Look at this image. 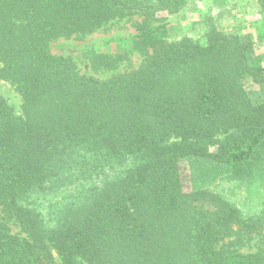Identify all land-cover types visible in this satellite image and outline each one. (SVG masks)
<instances>
[{"label": "trees", "instance_id": "trees-1", "mask_svg": "<svg viewBox=\"0 0 264 264\" xmlns=\"http://www.w3.org/2000/svg\"><path fill=\"white\" fill-rule=\"evenodd\" d=\"M186 4L0 0V80L22 100L0 90V264H264V69L236 33L172 40L161 14ZM135 17L91 58L107 78L51 53ZM196 159L228 187L195 184Z\"/></svg>", "mask_w": 264, "mask_h": 264}, {"label": "rangeland", "instance_id": "rangeland-1", "mask_svg": "<svg viewBox=\"0 0 264 264\" xmlns=\"http://www.w3.org/2000/svg\"><path fill=\"white\" fill-rule=\"evenodd\" d=\"M161 17L166 18V22L170 25L172 40L190 37L203 43L207 30L212 27L224 32L236 33L246 40H253L255 44L253 63L264 69V27L256 0H187L185 8L181 12L174 15L162 13ZM137 21L140 19L136 17L132 20H123L110 28L81 39H59L51 44V53L72 58L83 74L107 78L111 73L103 69H95L91 61L92 56L97 52L120 53L136 35L134 24ZM141 61L142 58L139 55H133L131 67L137 68ZM0 90L7 96L10 104L19 111L22 100L14 87L0 80ZM251 92L255 97L263 99L264 84L253 85ZM190 164L195 184L198 186L228 187L226 182H220L225 173L217 165L205 159H196ZM263 195L262 191L254 194V198L249 203L250 206L256 208L258 200H261ZM247 196L242 192L234 195V200H237L242 206H247ZM256 241L252 240L242 248V251L252 252L256 247Z\"/></svg>", "mask_w": 264, "mask_h": 264}]
</instances>
